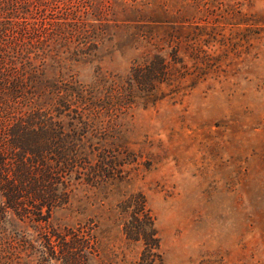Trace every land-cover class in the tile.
Segmentation results:
<instances>
[{
  "label": "rangeland",
  "instance_id": "rangeland-1",
  "mask_svg": "<svg viewBox=\"0 0 264 264\" xmlns=\"http://www.w3.org/2000/svg\"><path fill=\"white\" fill-rule=\"evenodd\" d=\"M84 1L97 45L45 63L94 98L61 113L89 116L93 170L45 221L0 211V264H264V0ZM160 57L167 75L138 68ZM135 199L161 259L126 233Z\"/></svg>",
  "mask_w": 264,
  "mask_h": 264
},
{
  "label": "trees",
  "instance_id": "trees-1",
  "mask_svg": "<svg viewBox=\"0 0 264 264\" xmlns=\"http://www.w3.org/2000/svg\"><path fill=\"white\" fill-rule=\"evenodd\" d=\"M103 7L108 10L110 5ZM57 9L62 10L64 20L72 16L74 21L58 22L60 14L54 13ZM86 10L84 0H0V211L3 214L12 210L22 218L45 221L54 208L68 201L71 175L76 172L81 176L85 170H93L90 158L93 151L89 152L84 142L89 116L86 114L87 120L82 111L75 109L67 126L61 113L77 103L84 110L94 98L78 81L70 80L62 85L61 80L49 78L45 63L46 55L54 51L57 43L72 41L75 35L83 47L76 51L82 55L97 45L99 35L95 27L90 33L78 34L87 25L84 16L89 11L85 14ZM66 27L70 28L60 29ZM38 58L43 61L38 62ZM168 67L169 63L160 57L138 68L165 76ZM133 201L132 220L126 223V233L135 240H144L145 252L161 259L156 254L160 238L153 215L145 200ZM79 239L83 242L80 251L93 246L90 241L85 244V235L83 240Z\"/></svg>",
  "mask_w": 264,
  "mask_h": 264
}]
</instances>
